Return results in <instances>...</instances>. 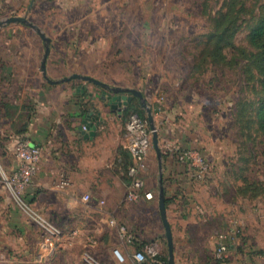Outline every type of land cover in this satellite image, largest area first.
Segmentation results:
<instances>
[{
    "label": "rangeland",
    "instance_id": "1",
    "mask_svg": "<svg viewBox=\"0 0 264 264\" xmlns=\"http://www.w3.org/2000/svg\"><path fill=\"white\" fill-rule=\"evenodd\" d=\"M241 1L245 4L234 34L229 38L232 32L227 33L220 54L213 33L216 18L231 8L238 10L240 2L232 6L231 0H36L28 13L31 0H0V21L27 16L51 38V79L77 73L144 94L153 109L163 156L185 157L179 161L187 167L193 189L169 202L175 205L167 216L177 264H264V134L254 120L263 95L262 77L249 39L264 0ZM44 52V40L28 25L0 28V264H141L134 253L155 242L168 264L164 227L161 240L140 248L135 239L128 243L121 237L120 229L126 227L122 221H72L70 208L37 186L43 157L39 145V170L25 187V143L31 144L25 131L35 113L32 101L53 107L70 88L43 77ZM74 81L78 86L72 89L84 86L96 99L88 104L95 125L100 126L101 114L106 113L102 126L107 130L114 120L130 146L128 121L142 110L151 130L136 96L127 106L119 105L118 116H113L112 104L101 99L110 90ZM131 104L135 111L127 113ZM171 111L172 125L167 117ZM99 134L113 139L109 133ZM124 154L129 158V150ZM157 156L151 133L142 172L145 189L148 179L159 185L160 175L163 187L169 184L164 161L161 168ZM132 163L133 157L129 167ZM123 173L124 182L131 180L126 170ZM62 182L68 184L61 187ZM53 183L67 190L72 176L60 169ZM153 195L159 201V190ZM122 241L131 248L125 250ZM220 245L226 246L222 253ZM117 249L124 263L113 257Z\"/></svg>",
    "mask_w": 264,
    "mask_h": 264
},
{
    "label": "crops",
    "instance_id": "2",
    "mask_svg": "<svg viewBox=\"0 0 264 264\" xmlns=\"http://www.w3.org/2000/svg\"><path fill=\"white\" fill-rule=\"evenodd\" d=\"M49 62L47 73L50 75ZM75 84L77 85L74 80L52 84L57 87L63 86V89H66L67 85L70 86L67 92L62 93L59 103L53 107L44 105L40 100L32 101L35 113L25 134L31 139V145H39L43 149L41 179L37 186L43 192H53V201H61L70 208L71 220L76 223L80 220L98 224H109L111 220L118 223L122 221L140 245L161 240L165 227L159 201L155 197L152 200L142 198L136 202L127 199L131 180L124 182L122 177H125L123 171L126 170V165L132 162L130 146L121 139L114 120L110 121L107 130L102 126L106 113L101 114L100 126H97L98 122L95 125V121L92 120L94 117L90 118L89 122L85 121L90 115L88 104L90 106L96 99L83 85L84 89L79 87L72 89ZM85 93L88 95H84ZM119 105L125 106L124 103L112 106L113 116H118L116 108ZM167 117L168 123L172 125L174 122L172 111ZM94 126H97L95 132ZM101 131L105 136L109 133L113 139L101 137L99 134ZM178 137L183 142L186 141L184 135L179 134ZM126 150L127 152L129 150V158L125 157ZM162 161L165 178L169 180L168 186L163 187L169 216L171 208L175 206H170L169 202L174 203L177 201L176 197L187 196L193 189L188 183L187 167L177 157L164 155ZM60 169H66L72 176V185L67 190H60L53 185L55 184L53 178L59 175ZM156 186L148 179L146 191L156 195V191H160V179L159 185ZM102 201L105 204H102ZM111 206L114 209L112 213L107 209ZM80 210L84 211V214H81ZM120 245L125 250L131 248L125 241ZM161 255L162 251L154 259L149 258V264H165Z\"/></svg>",
    "mask_w": 264,
    "mask_h": 264
},
{
    "label": "built area",
    "instance_id": "3",
    "mask_svg": "<svg viewBox=\"0 0 264 264\" xmlns=\"http://www.w3.org/2000/svg\"><path fill=\"white\" fill-rule=\"evenodd\" d=\"M147 121L140 116L134 114L128 121V132L130 135V149L133 157V163L128 168V174L131 178L130 188L127 193V199L130 201H139L142 198L152 200L154 195L150 191L145 189V181L142 177V172L146 167V161L151 148V133L147 126ZM151 129V128H150ZM41 157V149L38 146L25 143V187L30 185L32 177L39 170V161ZM178 160L184 161L183 155L177 156ZM68 182H62L61 187H65ZM121 237L128 243H131L134 239L133 235L126 230V227L120 229ZM59 234L58 230H55L54 234ZM160 249L158 242L145 245L141 250L134 253V259L139 263L146 262L149 258L154 259ZM219 253L226 250L225 245L219 246ZM114 256L120 263L125 262V257L120 250L114 251Z\"/></svg>",
    "mask_w": 264,
    "mask_h": 264
},
{
    "label": "water",
    "instance_id": "4",
    "mask_svg": "<svg viewBox=\"0 0 264 264\" xmlns=\"http://www.w3.org/2000/svg\"><path fill=\"white\" fill-rule=\"evenodd\" d=\"M35 2H36V0H31L30 5L28 7V13L30 11H32ZM13 23L28 25L29 27L36 30L39 33V35L42 37V39L44 40L45 52L43 55V59L41 61V71H42L44 78L48 82H50L51 84H60L63 82H69L71 80H77V79L84 81V82L93 83L95 85L101 86L102 88H104L106 90L108 89L111 91L110 95L107 96L106 94H103V95H101V98L103 100H109L110 104H112L113 107L115 106V104H120V103H124V105L127 106V104L130 103L133 96H136L137 98H139L141 101V105L145 108V110L147 112V117H148V121L150 124V128L153 131V144H154V147L156 149L158 159L160 161V167L162 168L163 153H162L161 148L159 146V133H158L157 126L155 123V117L153 114V109L147 103V100L141 91L136 90V89H130V88H113V87H110L108 84L103 83L102 81H100L96 78H93V77L87 76V75L77 74V73L72 74L71 76L65 77L62 80L51 79L47 73V62H48V57L51 53V42H52L51 38L48 37L35 24H33L31 21H29L27 16H22V17L12 16V17H9L5 20H2V21H0V28L3 26H6L8 24H13ZM90 118H92V116H90V115L87 116L85 121L89 122ZM92 120H93V118H92ZM95 128L96 127H93V129H95ZM92 134H94V133L92 132ZM162 183H163L162 175H160L159 209H160L162 221H163V224H164V227L166 230L167 244H168V250H169L168 264H176L175 263V246H174L173 232H172L171 224H170V222L168 220V216H167L166 194H165Z\"/></svg>",
    "mask_w": 264,
    "mask_h": 264
},
{
    "label": "trees",
    "instance_id": "5",
    "mask_svg": "<svg viewBox=\"0 0 264 264\" xmlns=\"http://www.w3.org/2000/svg\"><path fill=\"white\" fill-rule=\"evenodd\" d=\"M232 6H235L239 2L242 4L241 8L235 11V9L226 12L225 14H222L219 18H216L215 25H214V36L216 40V44L218 45L216 47V51H219L220 54H222L224 46L221 45V42L225 40V37H227L228 32H232L233 30V25L235 24V20L238 16H240V13L243 10L245 2L241 0H231ZM234 32L229 35V38L233 36ZM249 39L251 45L254 47L256 50V53L254 54V61L257 70L259 71L262 80H261V87H262V97L257 101L256 107L254 109V120L255 123L258 126V129L264 134V7L263 11L261 13V16L258 18V20L255 22L253 25L252 29L250 30L249 33ZM84 95H88V93H85ZM131 110L135 111L134 105L131 104L129 109L127 110V113H130ZM138 116L141 118L145 119L146 116L144 114V111H139ZM131 164V163H130ZM129 163L126 165V174L128 172L129 168ZM167 205V202H166ZM140 248L143 245H139ZM165 263H167V258H164Z\"/></svg>",
    "mask_w": 264,
    "mask_h": 264
}]
</instances>
